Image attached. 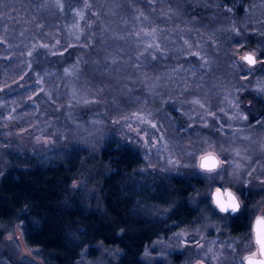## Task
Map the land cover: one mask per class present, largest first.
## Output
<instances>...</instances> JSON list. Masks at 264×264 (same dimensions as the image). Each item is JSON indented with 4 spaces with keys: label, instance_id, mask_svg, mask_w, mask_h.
Listing matches in <instances>:
<instances>
[{
    "label": "rangeland",
    "instance_id": "374dc122",
    "mask_svg": "<svg viewBox=\"0 0 264 264\" xmlns=\"http://www.w3.org/2000/svg\"><path fill=\"white\" fill-rule=\"evenodd\" d=\"M162 1L159 0L160 4ZM154 3L150 1L151 5ZM185 3V0H164V5L151 6V11L161 6L157 14L141 10L120 24L114 20L106 23V31L117 35L114 40L118 38L122 54L118 55L119 60H115L117 56L107 57L108 69H95L99 81L93 82L82 70L86 62L84 55L64 60L65 57L57 53L55 37L43 35L31 18V14L40 13L41 9L51 7L52 12L55 6L63 7L66 11H62V23L67 41L80 45L84 25L92 22L86 11L87 0H0V44L5 43L3 39L7 41L6 48L0 49V60L8 59L11 49L15 48L21 53L18 65L34 71L30 81L23 78L18 86L7 85L0 75V173L6 165L4 152L7 149L47 161L66 147L79 145L89 153L95 152L105 138L114 134L141 150L146 167L140 172L149 170L161 175L175 169L197 170L202 175L208 200L218 214L206 215L194 229L171 227L168 236H160L145 247L142 261L145 264H242L243 258L256 251L257 246L252 235L246 232L234 237L226 232L223 236L227 226L223 221H227L228 215L217 210L211 194L216 187L241 191L249 181L259 184L264 180V117L256 116L257 112L250 107L254 100L264 106V93L257 91L264 87V65L258 63L249 78L242 79L243 88H223L219 98L221 108L215 109L205 100L209 96L207 90L196 91L190 98L181 99L183 101L177 99L178 93H184L180 88L183 70L179 69L183 66L181 63H185L184 58L197 53L205 62L210 49L202 36L201 42L195 39L198 34L192 32L198 29L191 27L194 20L181 17ZM12 23L20 26L15 33V29H10ZM169 51L175 56L174 68L178 69L153 66L154 60L166 58ZM246 52L260 58L255 50H242L236 56L242 71H246L247 65L239 58ZM57 54L62 59V70L61 63L53 57ZM202 76L197 87L202 88L208 82ZM241 91L248 96L250 113L237 101V93ZM171 99L177 100L181 108L182 104L189 106L190 117L185 129L197 127L200 131L199 145L187 147L184 157L179 153L178 137L172 135L170 117L165 119L163 114L167 111L166 102ZM193 101L199 104L192 106ZM243 116L248 119L244 120ZM151 124L157 127L154 129ZM208 152H215L225 161L213 173L199 168L200 157ZM181 157L185 159L182 162ZM94 173L89 168L85 175L90 178ZM78 179L79 185L75 184L71 194L78 192L84 199L91 198L96 185L85 176L84 180ZM254 207L252 219L264 215V203ZM158 214L153 212V216ZM119 254L121 251L115 248L97 247L92 254L83 253L79 264H114ZM23 262L36 264L40 259L36 250L25 243L20 228L12 224L0 244V264Z\"/></svg>",
    "mask_w": 264,
    "mask_h": 264
},
{
    "label": "trees",
    "instance_id": "16d2710c",
    "mask_svg": "<svg viewBox=\"0 0 264 264\" xmlns=\"http://www.w3.org/2000/svg\"><path fill=\"white\" fill-rule=\"evenodd\" d=\"M150 1L87 0L86 11L92 22L84 25L80 45L67 41L62 23V11H66L63 7L55 6L52 12L51 7L41 9L40 13L31 14V18L43 35L55 37L57 53L65 57L64 60L83 54L86 62L82 70L86 77L89 75V79L97 82L99 77L95 69H108L107 57L118 58L122 54V51L119 53L118 38L114 40L117 35L109 34L104 25L113 20L120 24L137 11H151L153 5H164V0L161 4L159 0H153V5ZM185 1L181 17L194 20L191 27L198 29L192 32L198 34L195 39L201 42L202 36L210 49L205 62L197 53L184 58L185 63L181 64L185 68H179L183 70L180 88L184 93H178L177 99H188L196 91L207 90L209 96L205 100L218 109L221 108L219 98L223 88L242 85L241 74L245 71L236 56L244 49H252L264 58V0ZM159 8L151 12L156 13ZM19 27L17 23L10 25V29H15L14 33ZM3 40L5 43L0 44V49L7 46V41ZM20 54L12 48L9 58L0 60L1 79L6 80L7 85L18 86L23 78L30 81L34 74L28 67L18 65ZM58 54L53 57L61 63L59 68L62 70L63 63ZM173 57V52L169 51L166 58L158 57L152 64L173 71L178 69L174 68L176 60ZM200 76L208 81L202 88L197 87ZM237 96L244 111L250 113L247 94L241 91ZM260 104L254 100L250 107L263 118L264 106ZM182 105L181 108L177 100H168L167 111L163 114L165 119L171 118L168 119L172 123V135L178 137L179 153L184 157L187 147L199 145L200 131L197 127L185 129L190 117L189 106ZM112 135L105 138L95 152L89 153L79 145L66 147L47 161L5 150L6 165L0 173V244L5 232L15 224L27 246L36 250L40 259L36 264H79L83 253L92 254L97 247L120 250L114 264H145L141 258L145 247L160 236H168L171 227L194 229L206 215H218L208 200L202 175L197 170L175 169L161 175L149 170L140 172L146 167L141 150ZM184 160L181 157V162ZM89 168L95 171L90 178L85 175ZM84 176L96 185V192L88 199L78 192L71 194L75 184L79 185L78 178L84 180ZM155 211L159 214L153 216ZM226 218L227 221H223L227 223L222 233L224 237L226 232L232 237L248 233L244 219L250 220L251 216L247 214L246 206L237 217Z\"/></svg>",
    "mask_w": 264,
    "mask_h": 264
},
{
    "label": "snow or ice",
    "instance_id": "6c2138e0",
    "mask_svg": "<svg viewBox=\"0 0 264 264\" xmlns=\"http://www.w3.org/2000/svg\"><path fill=\"white\" fill-rule=\"evenodd\" d=\"M147 35V34H146ZM151 47V45L149 46ZM245 65H247V69L244 73L241 74V78L247 80L252 72L256 70V65L259 63L260 65H264V58H258L254 53H246L245 55L239 58ZM244 85H241L243 88ZM258 92L264 93V87H260L257 89ZM193 103L199 104V101H193ZM203 107V105H200ZM238 107V104H237ZM244 120H247V116L242 117ZM152 128H156L155 124L150 125ZM162 139V137H161ZM237 156L240 155L239 152L236 153ZM213 161L214 165L212 167L206 166V161ZM172 163V161H169ZM225 163L224 160L220 158L218 154L215 152H208L205 155L200 157L199 168L202 172L205 173H213L218 168H220ZM239 167V165H237ZM249 175L252 173L249 172ZM264 182V181H262ZM221 187H216L213 193V202L215 203L216 207L219 209L221 213H228L231 211L232 213L239 212L241 210V204L239 202L238 197L236 194L228 188H224L223 191H226L230 195L231 204L229 207L225 208L222 207L218 202L215 200V193L220 192ZM253 231L255 234V244L257 246V250L250 253V255L245 256L242 260V264H264V216H258L255 218L253 224Z\"/></svg>",
    "mask_w": 264,
    "mask_h": 264
},
{
    "label": "flooded vegetation",
    "instance_id": "af4514ba",
    "mask_svg": "<svg viewBox=\"0 0 264 264\" xmlns=\"http://www.w3.org/2000/svg\"><path fill=\"white\" fill-rule=\"evenodd\" d=\"M257 115H258V113L256 114V116ZM261 186H264V182H261L259 184L253 182V184H252L249 181V185H246L244 190L240 191V190L236 189L235 190L236 192H235L233 189L230 188L236 194V196L238 197L239 202L241 204V210L239 212L234 213V214L223 213V214H226L228 216L230 215L231 217H237L240 214V212L242 211V208L244 206H246V212H247V214L249 213L251 218H250V220L249 219H246V220L244 219V222H245L244 223V227H245L246 230H248L247 234H249V235L251 234L252 235L254 243H255V238H254L253 224H254L255 218L258 217V216H264V215H258V216H256L255 218L252 219V215H253L254 210H255V207H254L255 204L264 203V187H261Z\"/></svg>",
    "mask_w": 264,
    "mask_h": 264
},
{
    "label": "clouds",
    "instance_id": "9594fccd",
    "mask_svg": "<svg viewBox=\"0 0 264 264\" xmlns=\"http://www.w3.org/2000/svg\"><path fill=\"white\" fill-rule=\"evenodd\" d=\"M206 166L208 167H212L214 165V162L209 160L206 161ZM215 200L216 202H218L222 207H229L231 204V199H230V195L228 192L226 191H220V192H216L215 193ZM215 204V203H214Z\"/></svg>",
    "mask_w": 264,
    "mask_h": 264
},
{
    "label": "water",
    "instance_id": "95a60500",
    "mask_svg": "<svg viewBox=\"0 0 264 264\" xmlns=\"http://www.w3.org/2000/svg\"><path fill=\"white\" fill-rule=\"evenodd\" d=\"M246 53H251V52H246ZM246 53H245V54H246ZM245 54H244V55H245ZM199 163H200V159H199ZM228 189H230V188H228ZM221 190H222V189H221ZM230 190H231V189H230ZM214 191H215V190H213V191H212V194H211L212 202H213V193H214ZM222 191H223V190H222ZM231 191H232V190H231ZM213 204H214V202H213ZM214 205H215V204H214ZM215 207H216V205H215ZM216 208H217V207H216ZM217 210L219 211L218 208H217ZM228 213L234 214V213H232L231 211H229ZM254 238H255V234H254Z\"/></svg>",
    "mask_w": 264,
    "mask_h": 264
}]
</instances>
